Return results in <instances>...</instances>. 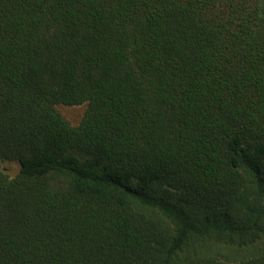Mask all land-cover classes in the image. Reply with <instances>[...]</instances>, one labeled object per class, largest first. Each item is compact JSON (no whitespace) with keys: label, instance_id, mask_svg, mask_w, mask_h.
Masks as SVG:
<instances>
[{"label":"trees","instance_id":"trees-1","mask_svg":"<svg viewBox=\"0 0 264 264\" xmlns=\"http://www.w3.org/2000/svg\"><path fill=\"white\" fill-rule=\"evenodd\" d=\"M0 264H264V0H0Z\"/></svg>","mask_w":264,"mask_h":264},{"label":"rangeland","instance_id":"rangeland-1","mask_svg":"<svg viewBox=\"0 0 264 264\" xmlns=\"http://www.w3.org/2000/svg\"><path fill=\"white\" fill-rule=\"evenodd\" d=\"M57 108L72 124H77L84 113L86 104L71 106L58 105ZM2 168L8 175L13 176L18 172L19 165L15 161H5L2 163Z\"/></svg>","mask_w":264,"mask_h":264}]
</instances>
